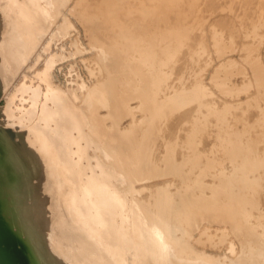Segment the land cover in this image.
I'll list each match as a JSON object with an SVG mask.
<instances>
[{"label":"rangeland","instance_id":"obj_1","mask_svg":"<svg viewBox=\"0 0 264 264\" xmlns=\"http://www.w3.org/2000/svg\"><path fill=\"white\" fill-rule=\"evenodd\" d=\"M108 17L111 26H98ZM0 26V140L14 141L22 158L20 182L14 187H20L18 210L27 225L21 227L13 212H5L8 206L1 207L2 254L11 247L14 264H264V91L254 75L264 70V0H0ZM167 31L172 34L166 37ZM126 37L135 40L126 42ZM111 43L124 46L131 60L141 56L151 64L147 68L163 69L156 89L159 101L166 91L180 93L164 101L163 110L156 109L159 121L150 119L133 95L122 100L115 121L106 115L107 104L94 109L107 129L133 123L136 139L148 143L149 159L160 171L136 180L138 190L132 194L121 184L122 207L108 213L105 205L90 206L82 221L73 216L72 201L82 198L85 161L95 164L98 159L85 139H90L91 123L84 100L87 86L107 75L102 54ZM218 45L225 46L222 53ZM166 47L172 59L166 57ZM157 70H151L153 75ZM219 78L227 90L218 85ZM52 88L65 92L72 103L63 116L52 111ZM130 88L121 86L126 93ZM182 92L186 100L194 94L189 106L177 100L178 106L175 99ZM74 112L80 123L68 129L65 118ZM167 156L173 169L167 170ZM71 158L79 162V174ZM199 181L208 195L224 188L245 203L251 234L208 217L191 226L183 213L174 211L167 224L158 225V188L167 187L177 208L187 194L198 192ZM2 198L8 202V193ZM89 214L95 215L93 230L86 224ZM205 226L208 233L201 232ZM27 240L33 258L26 252Z\"/></svg>","mask_w":264,"mask_h":264},{"label":"bare ground","instance_id":"obj_2","mask_svg":"<svg viewBox=\"0 0 264 264\" xmlns=\"http://www.w3.org/2000/svg\"><path fill=\"white\" fill-rule=\"evenodd\" d=\"M105 1L110 2V0H105ZM99 24L100 25H98V26L102 27V26H111L112 23L110 21V18L108 17L105 24H102V23H99ZM165 27L167 28L168 25ZM168 28L171 29V27H168ZM130 31H132V30H130ZM2 32H3V28L0 26V35L2 34ZM133 32H135V31H133ZM131 34H133V33L131 32ZM131 34L128 33V30H127L126 36L130 37ZM171 34L172 33L167 31L166 37L170 36ZM94 35H95V38H99V40H100V37L102 36L98 32ZM113 35L114 34L112 33V36ZM135 35H132V37L133 36L135 37ZM107 36L108 35H106V37ZM113 38H114V36H113ZM137 38H138V36H137ZM127 39H130V40H127ZM131 39L132 38L126 37V42L127 41L131 42V41L135 40L136 37H135V39H132V40ZM104 40L107 41V43L110 42L109 39L106 40V38H105ZM115 40H117V39H115ZM136 40H138V39H136ZM113 41H114V39L111 42H113ZM154 42L156 43V46H157L158 45L157 41H154ZM107 43H104V45ZM114 43L117 44L116 41H114ZM114 43H111L113 46L109 47V49L108 48L105 49L104 54H102V59L104 61V65H105L104 69H106L105 72L107 75L106 76L104 75L105 77L103 80L100 79L98 82H95L94 84L87 86V89H86L87 93L85 95V100H84V103L89 108V111L87 113V119L90 120V123H91V125H90V132H91L90 139H87V138H85V139L90 140L89 143H87V144L92 143L94 149L97 150L96 157L98 159L96 160L95 164H93V162L91 160L85 161V166L83 167V176H84L85 183L83 184L84 190L82 192V198L79 199V198L74 197L73 201H72L73 209H74L72 214L78 220H82V221H83V213H86L87 210H89L90 206H95L96 204H98V206L105 205L108 208L106 210V211H108V213H111L115 207H122L123 204L125 203V192H124V188L121 186V184H123V186H126V190H128V192L130 194H132L138 190V188L136 187V185H138V184L135 183L136 180L147 178L151 174L160 171L155 167L154 163L151 162L149 159V153L147 150L148 143H146V141L144 139L143 140H137L136 139V137H135V125L133 123H132L131 127H126V128L120 127L119 128L116 124V125H113V127L111 129H107L104 126L103 120L99 116V115H101V113L100 112L94 113V109L97 106H99L100 104H103V103L107 104L108 110H107L106 115L108 117L113 118V120L115 121L116 119L119 118L121 112L123 111L122 100L133 95V96H137L139 98V100H140L139 105L142 106L143 108L147 109V111L149 112V113H147V115L151 116L150 119H153L155 117V114H156V112H155L156 109L158 110V112H160V110L158 108L159 107L162 108L161 105L164 101L168 102V100L169 99L171 100L172 97L175 96L176 93H180V91H177V90H174L173 92L167 93L166 89H164L166 92L164 94H162V102L159 101V99L157 98L156 89H157V86L161 85L160 82L163 78L161 77V79H160V76L164 75V72H162L163 69H161L158 66L159 72L156 69L157 72L155 73V75H153L152 71H156V70L150 68L152 70L151 71L149 68L146 67V63L149 60L148 61H145V60L141 61V60H139L141 58V56L138 59L132 58L133 60H131L130 57L128 56L129 54H128L127 49L124 48V46H123L124 49L118 48L120 45L117 47ZM108 44H107V46H108ZM118 44H119V42H118ZM120 44L122 45L121 42H120ZM100 46H102V44ZM137 46L140 50V48H141V47H139L140 45H137ZM224 49H225L224 45L223 46L218 45V53H219V51L222 53V51ZM154 50H155V47H154ZM160 50H162V49H160ZM143 51H146V50H143ZM140 52H141V50H140ZM161 54H163V53H161ZM165 54H166L167 58H168V56L169 57L171 56L170 59H172L173 55H170V50H167V47H166ZM155 55H157V54H155ZM160 56H162V55H160ZM145 58L147 59V57H145ZM2 59H4V57H3V51H2V46H1L0 47V68L3 67V64L1 61ZM148 59H149V57H148ZM154 64H156V63H154ZM150 65L151 64L149 63V67H150ZM164 65H166V64H164ZM254 75H255L257 82L262 84L260 92L263 93V91H264V70L261 72H257V74H254ZM217 83L221 87L222 90H227V89H225V87H227L228 85L225 84V80L223 78L217 79ZM196 85H194V89L196 88V91H198V90L200 91L201 86L198 84L200 87L197 86L199 88V89H197ZM121 86H124L126 88L131 87L130 88L131 90L130 89H129V91L127 90L128 92L126 93L123 90H121ZM167 87L168 86H166V88ZM202 88H204V87H202ZM54 89L52 88L49 91L51 103L53 105L52 111L53 112L56 111L58 113V116H63L66 114L65 110H67V108H66L67 105L70 106L68 108H71L72 103L68 99V97H66L65 92H63L62 90L57 89V88L55 89L56 92H54ZM205 90H202V91H205ZM158 91H160V90H158ZM194 91L195 90H193V93H196V91L195 92ZM198 93H200V92H198ZM202 93H204V92H202ZM202 93H201V96H200V94H197L195 96V98L198 95L200 97L204 96L203 98H205V96L207 95L206 94L207 91L205 92V95ZM179 95H181V96L179 97V99L178 98L175 99L176 101L179 100L181 102L186 103V102H188V100H191L192 98H194L193 97L194 94L190 99H189L190 95H188V100H186L187 93L182 92ZM179 95H176V97ZM199 99H201V98H199ZM207 99H208V97H207ZM174 101H171V102H173L174 105H176V103ZM179 101H177V104ZM199 101H201V100H199ZM171 102H170V104H171ZM189 102L187 103L188 104L187 106L190 105ZM194 102L196 103V101H194ZM185 103H184V106L182 105L183 106L182 108H184L186 106ZM192 103H193V101H192ZM198 103L199 102L197 101V106H198ZM179 104H178V106H179ZM181 104H183V103H181ZM168 105L169 104H167L165 106L167 107ZM171 105H169V106L171 107ZM165 106L163 104V107H165ZM178 106L176 105L175 106L176 108L173 107L174 110H177L179 108ZM90 108L92 111L90 110ZM171 108H169V110ZM48 110H50V109H48ZM162 110H163V108H162ZM171 111L172 110H170L168 112H171ZM167 114H169V113H167ZM158 118H161V117L158 115ZM80 119L81 118H80L78 112H74L71 115H67V117L65 118V121H66V125L68 126V129H69V127L75 126V123H77V122L80 123ZM154 119H157V116ZM154 121H156V120H154ZM157 121H159V119H157ZM70 122H71V124H69ZM154 123H156V122H153V124ZM151 130L153 132V129H151ZM13 145H14V141L0 140V195L3 196L6 193H8V197H9L8 202H7V200L5 202L4 199L2 198V200L0 201V209L2 210V208H1L2 206H4V207L8 206V210L5 209L6 211L5 210L4 211L7 214L10 212H13L15 214L14 216H16V218H18L21 221V223H22L21 227L27 228L26 221H24V219H23V213L20 212V210H18L19 204H20V198L18 197V193H20V187H14V185L18 186V184L20 182L21 171H23L22 164H21L22 158L20 155H18L17 152L14 151ZM24 146L27 149V145H24ZM79 150H81V148ZM85 154H86V152H85ZM7 155L9 156L10 162L7 161L5 163L4 159ZM135 155H137L138 157H141V158H139L137 160L130 159L131 156H135ZM168 156L165 158L166 159L165 163L167 162V164H168L166 166V167H168L167 170H170V169H173V159H172V157L169 158ZM71 160L76 164V168H74V169L79 174L81 172L79 162L77 160L74 161L72 158H71ZM128 163H134L135 165L130 167L127 165ZM208 166H209V164H208ZM162 171H164V170H162ZM7 182L9 185H6ZM142 185L144 186V184H142ZM195 186H197L198 192L187 194V196L183 200L181 206L177 207V208L173 207L174 202H173V199H172L167 187H159L158 188L157 198H156L157 210L155 209V215L158 219V225L164 226L165 224H167V221L169 219L171 212L174 211V212H176V214H182L183 213L182 214L183 217L188 221L189 224H191V226L195 225L200 217H208V218H211L212 220H214L215 222L230 223L233 227H236L238 230H242V232L244 230H246L247 232L248 231L250 232L249 234H251V231L249 230L250 228L248 225L246 226V223L244 220L246 213L243 210V206L245 205V203L242 202V200L240 198H238L236 195H234L228 189H224L223 187H222L223 190L222 189L218 190V188H217V190H214L211 194L208 195V192L206 193L204 190L203 181H199ZM200 189H203V190H200ZM203 191L205 193H203ZM90 195H94V197L96 196V198L90 199L89 198ZM1 196H0V198H1ZM225 197L227 198L226 201L224 199ZM247 206L249 207V205H247ZM1 210H0V212H2ZM91 210H93V207H91ZM135 211H141V208L136 207ZM85 217H86V219H88L87 220L88 222L86 224L89 225V227L93 230L94 229L93 219L95 218V215L89 214V216H85ZM4 220H6V219H4ZM144 223H146V221H144ZM4 224H6V223H4ZM4 226H6V225H4ZM141 226L143 227V222L141 223ZM19 228H20V226H19ZM210 230L211 229L209 228V226H205V227H203V229H201V232L208 233ZM16 232H17V229H16ZM19 233H17L18 236H19ZM19 237H20L21 242L23 243V246H24V239L21 236H19ZM5 238H7L6 235H5ZM255 241L258 243H261V241H257V239ZM7 248H8L7 251L4 252L5 255L2 254V252H0V255L4 258V260L6 261L7 264H14L15 262H12V261L16 257L15 252H13V249L11 247L10 248L7 247ZM26 252L33 258V256L31 255L33 253V250L31 248V244L29 243V241L26 244ZM147 257L149 258L148 262L150 263L152 260V255L148 254ZM30 260L31 259H29V261ZM32 261H34V259ZM0 264H3L1 258H0ZM217 264H219V263H217Z\"/></svg>","mask_w":264,"mask_h":264}]
</instances>
